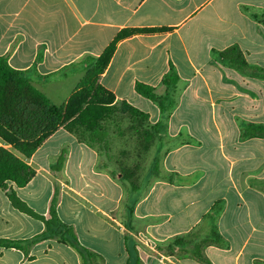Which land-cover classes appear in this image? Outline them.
<instances>
[{"label":"crops","instance_id":"1","mask_svg":"<svg viewBox=\"0 0 264 264\" xmlns=\"http://www.w3.org/2000/svg\"><path fill=\"white\" fill-rule=\"evenodd\" d=\"M127 28L166 29L119 41L100 78L159 125L147 151L133 150L136 187L128 148L106 152L62 128L27 160V185H9L43 215L59 188V217L104 264H127L126 236L145 264H264V0H0V56L59 105ZM232 47L246 68L221 57ZM138 83L172 105L162 112ZM43 229L0 189V239ZM29 256L0 247V264H80L55 240Z\"/></svg>","mask_w":264,"mask_h":264},{"label":"trees","instance_id":"2","mask_svg":"<svg viewBox=\"0 0 264 264\" xmlns=\"http://www.w3.org/2000/svg\"><path fill=\"white\" fill-rule=\"evenodd\" d=\"M162 28H127L121 30L111 44L95 60L87 71L76 91L63 105L52 102L32 84L25 72L10 66L7 57L0 56V189L4 191L13 207L28 216L41 221L44 229L40 234L25 240L0 239V247L21 250L30 259L29 253L34 245L44 240H55L71 247L79 256L80 264H104L98 253L84 247L78 239L75 228L61 220L58 214L59 188L55 187L48 213L39 214L23 202L16 190L9 185L24 187L35 175L27 160L53 133L60 128L75 135L80 141L99 144L104 151L109 150V128L107 122L116 111L115 95L101 83L119 41L136 34L163 32ZM240 68H246L247 62L242 52L232 47L221 53ZM168 79H171L170 83ZM175 72L171 68L164 82L174 84ZM136 91L159 105L162 112L172 105L168 98L157 96L151 86L138 83ZM129 116L140 122L136 132L144 141V150H148L158 134V124L148 123V116L138 109L122 102ZM264 135V127L258 130ZM60 163V162H59ZM133 173L126 170L125 179L135 188ZM130 176V177H129ZM139 243L129 245L126 236V249L129 254L127 264H145L140 257ZM173 244L168 246L172 251Z\"/></svg>","mask_w":264,"mask_h":264},{"label":"rangeland","instance_id":"3","mask_svg":"<svg viewBox=\"0 0 264 264\" xmlns=\"http://www.w3.org/2000/svg\"><path fill=\"white\" fill-rule=\"evenodd\" d=\"M115 107L116 111L112 114L110 120L107 122V126L109 128V143L113 150L119 149L121 145L124 148H128V154H131V157L128 159L129 162H127V165L129 167L126 169L127 171L133 173V176H135L138 172H140L142 165L140 163H137V153L133 150H136L138 148L140 151H147L143 149L144 141L135 130V128L140 127V122H137L129 116L126 108L123 107L122 102H115ZM151 153L153 154V151H151ZM102 160H108L105 152H103ZM143 165L147 164L145 163ZM73 169L74 168L70 169L71 174H69L68 177L64 176L66 179H70L72 171L74 172Z\"/></svg>","mask_w":264,"mask_h":264}]
</instances>
